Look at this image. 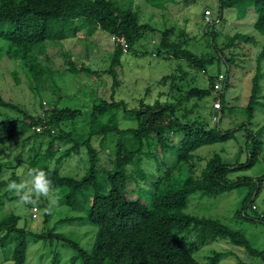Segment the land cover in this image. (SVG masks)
<instances>
[{"label":"trees","instance_id":"trees-1","mask_svg":"<svg viewBox=\"0 0 264 264\" xmlns=\"http://www.w3.org/2000/svg\"><path fill=\"white\" fill-rule=\"evenodd\" d=\"M219 6L220 9L254 7V28L264 35V0H219ZM210 17L209 15L204 20L206 27L214 24V19L210 20ZM74 21H79L78 25H89L86 31L88 36L100 29L109 36L124 39L125 47L110 40L113 48L110 65L102 70L110 80V93L102 96L94 94L90 124L84 135H80L75 129L66 130L63 127L79 118L83 112L78 107L66 104L61 106L62 98H65L66 103L72 98L61 93V88L58 93L57 90L52 91L53 103L49 104L46 100L40 102L41 110L36 116L19 103L5 100L0 94V106L17 112V116L12 118L0 116V144L5 145L31 129L32 133L26 140L31 137L35 140L44 138L46 146L42 151L38 145L29 168H42L48 173L56 193L61 191V203L70 211H79L82 203L86 202L89 208L85 216L66 217L65 220L85 218L96 227V231L89 249L80 247L53 229L32 233V240L57 238L72 247L76 255L71 258L70 264L76 259H80L81 264H201L194 256L196 247L228 239L231 244L243 248L249 255L259 257L261 264H264V250L253 248L239 231L231 229L218 219L184 212L187 198L196 191L203 195L216 196L250 182L254 185L247 195L248 202L264 183V169L255 177H229L234 169L252 167L263 150L264 123L254 131L248 127L255 106L259 103L260 75L257 72L252 77L251 93L243 110L245 122H239L236 129H221L220 123L209 125L205 115L197 110L201 107L200 101L204 103L207 97H212L213 100V85L219 74H223L226 79L227 71L208 75L207 84L203 86L194 84L195 75L192 74L196 70L205 72L215 59L223 60L228 65L231 59L221 54L222 51L231 46L234 40L249 42V36L242 31H236L230 36L228 30L222 36L217 31L214 35L216 37L219 34L224 39V46L218 48L214 45L215 55H198L186 49L184 41L171 39L173 26L164 27L159 31L160 37L152 55L184 60L190 68L186 70L179 62L172 72L156 81L157 98L145 101L144 97L149 98L151 94V87L148 86L138 99L136 107H129L126 101L115 96L120 83L115 67L120 64L123 53L129 52L146 33L156 32L157 29L149 23L140 22L136 11L130 7H120L117 0H0V38L6 41L5 46L0 47V60L5 57L13 65L16 63L14 68L19 66L24 71L30 88L47 83L46 74L49 70L46 68L49 67H45L39 57L43 55L49 59L46 54L48 41H62L76 32L75 27L71 34L65 31L67 24ZM210 35L212 37L213 31ZM212 42L215 44L213 39ZM51 45L54 46L53 43ZM85 50L87 52L86 47ZM61 54L67 70L71 73L98 74V71L87 65L77 66L71 55ZM263 58L264 45L257 55V63ZM13 70L14 79L19 81L18 71ZM219 98L221 109L214 110L213 114L219 115L220 120V115H223L227 106L223 94L220 93ZM191 99H194V103L186 108L184 104ZM119 111L134 124L120 127L117 121ZM35 126H41L42 129L35 131ZM239 129L245 131L244 162L239 161L242 153L240 147L236 161L226 162L220 154L214 153L204 161L200 172L195 171L198 158L195 150L203 145L227 141ZM108 135L114 137L111 150L107 154L113 156L112 166L103 168L99 161L103 142ZM176 135L180 139L174 142ZM97 137L100 138L98 148L92 143ZM65 143L72 145L61 152L55 162L68 158L81 146L86 148L88 168L79 178L63 175L56 167L48 166V162L56 155L58 146ZM142 156H152L157 166L164 168L163 173L151 181L152 187L145 189L147 194L144 199L141 195L136 196L128 191V183L135 181V176L127 170L133 164L137 166V175L144 177L138 171ZM99 167L104 171L103 182L99 180ZM2 172L3 164L0 162V190L6 185ZM16 180V177L10 178V181ZM1 196L0 194V198ZM12 199L16 197L13 196ZM47 206L48 201L44 199L36 206L43 208L44 222H48L51 216L45 212ZM252 206L253 204L251 208L255 210L256 206ZM235 214L239 215V211ZM243 214L245 215L244 212ZM18 219L19 216L13 212L0 218V248L3 250L11 244L13 264L24 263L28 246L27 232L17 226ZM254 219L264 223V212L258 213ZM192 234L196 241L190 245L187 239ZM227 254L228 251H214L206 257V264H217Z\"/></svg>","mask_w":264,"mask_h":264},{"label":"rangeland","instance_id":"rangeland-1","mask_svg":"<svg viewBox=\"0 0 264 264\" xmlns=\"http://www.w3.org/2000/svg\"><path fill=\"white\" fill-rule=\"evenodd\" d=\"M117 2L122 8L130 7L133 11H136L140 22L149 23L157 29L156 32L146 33L129 52L121 55L120 64L115 67L117 78L120 82L115 94L117 98L126 101L129 107H136L138 99L145 91V88L150 86L151 94L149 98L144 97V99L145 101L150 99L153 101L158 96L156 81L159 78L172 72L179 62L186 70L190 68L184 60H178L174 57L165 59L162 55H152V51L155 52V45L160 37L159 31L164 27L173 26L174 30L171 39L184 41L186 44L184 47L198 55H215L213 46L215 45L218 48L224 46V39L219 37V34L216 37L214 35L217 31L222 36L227 33L232 36L236 31H242L249 36V42L234 40L233 44L221 53L231 59L228 65L223 60L215 59L212 64L207 66L205 72L200 70L192 72L195 75L194 84L203 86L207 84L208 75H216L217 72L224 73L227 71L224 88L218 92L214 90L212 92L213 98H219V94H223L227 108L224 109L223 115H220V120L218 115L215 121L213 111L216 109H211L213 100L212 97H207L204 103L202 101L199 102L201 107L197 112L203 116L205 115L209 125L217 122L220 123L221 129H236L239 122H245L243 110L251 93L252 77L258 72L260 75L259 103L255 106L251 124L248 123V127H251L254 131L264 123V58L260 60L259 64L257 63V55L264 45V35L254 28L256 20L254 7L249 6L245 9V7L240 6L220 9L219 0H117ZM207 8L211 9V17L209 19H214V24L211 27H206L207 23L204 21L208 19H205L203 15L204 10ZM78 24L79 21L67 24L66 33L71 34L74 27L76 30L75 33L73 32L74 34L67 36L68 38L58 42L48 41L46 54L49 59L40 55L39 58L44 63V66L49 67L46 68V70H49L46 74L47 83L30 88L24 71L18 65V67L14 68L16 63L13 65L7 58L2 57L0 60V94L5 100L19 103L32 115L36 116L41 110L40 102L46 100L49 104L53 103L51 99L52 91L57 90L58 93L60 91L59 88H61V93L72 96L67 103L65 98L60 97L62 98L61 106L66 104L70 107H78L83 112L79 118L63 127L66 130L75 129L80 135H84L90 124L91 101L94 98V94L102 96L110 93V80L102 70L110 65L113 48L106 32L97 29L92 35L88 36L86 31L89 25ZM226 30L229 32L225 33ZM212 31L213 35L211 37L210 32ZM212 39L215 44H213ZM5 44L6 41L0 38V47H4ZM61 53L71 55L77 66L79 64L87 65L90 69L98 71V74L71 73L67 70V65ZM13 69L18 71L19 81L14 79ZM193 103L194 99H191L184 106L189 108ZM218 109L220 110V108ZM218 114L220 113L218 112ZM0 116L1 118H12L17 116V112L0 106ZM117 121L120 127L134 124L131 119L126 118L122 111L118 112ZM32 130L21 133L5 145L0 144V162L3 164L2 179L6 180V185L0 190L2 195L0 198V218L10 212L19 216L17 226L26 230L28 239L26 258L23 264H53L54 262L55 264H70L71 258L76 255V251L72 247L63 244L57 238L33 241L31 235L35 232L40 233L53 229L55 232L62 233L80 247L89 249L96 227L85 218L71 221L65 220L66 217L85 216V212L89 208L88 204L82 201L83 205L79 211H70L66 205L61 203L60 191L57 193L59 200L55 210L48 222H44L43 208L38 207L37 213L33 216L32 209L34 207H31V205L18 207L17 198L12 199L14 195L6 190L12 176L17 178V182L25 178L29 163L34 158L38 145H40L38 148L42 151L46 146L44 138L35 140L31 137L26 140ZM34 130L36 131V129ZM244 134V129H239L227 141L203 145L195 150L196 157H198L195 171L200 172L204 161L214 153L220 154L226 162L236 161L240 147L242 148V153L239 156V161L244 162L246 159ZM179 139L180 136L176 135L174 142ZM262 140L263 150L258 155L256 163L249 168L232 170L229 174L230 178H235L236 176L255 177L262 172L264 169V135ZM112 141H114V137L108 135L103 142V150L99 161L103 168L112 166L113 156L107 155L111 150ZM99 142V137L92 140L94 147L97 148ZM71 145V143L59 145L56 155L48 162V166L50 168L56 167L63 175L79 178L85 174L88 168L85 147L81 146L78 150L73 151L68 158L55 162L59 154ZM163 169V167L157 166L152 156H142L138 171H141L144 177L137 175V166L129 165L127 170L135 176V181L128 183V191L136 196L141 195L142 199H144L147 194L145 189L152 187L151 181L156 180L163 173ZM103 175L104 171L99 167L98 176L101 182L104 180ZM253 185L250 182L242 184L216 196H207L196 191L187 198L184 212L198 217L218 219L231 229L245 235L253 248L264 250V223L259 219H254L258 213L264 212V183L256 194H252V200L247 202V195ZM54 190L56 191V189ZM256 191L257 189L254 190V193ZM246 202L247 204L242 210ZM251 204L256 206L255 210L251 208ZM238 211L239 215H236L235 213ZM195 241L194 234L187 239L190 245ZM214 251H228V254L226 256L223 255L217 264L262 263L259 257L249 255L243 248L231 244L228 239L212 241L196 247L194 256L201 264H206V257ZM0 264H13L11 244L7 245L3 250L0 248ZM73 264H81V260L76 259Z\"/></svg>","mask_w":264,"mask_h":264},{"label":"clouds","instance_id":"clouds-1","mask_svg":"<svg viewBox=\"0 0 264 264\" xmlns=\"http://www.w3.org/2000/svg\"><path fill=\"white\" fill-rule=\"evenodd\" d=\"M111 37L112 36H109L110 40ZM213 118L215 121L217 120L216 116ZM6 190L11 192L17 198L18 207L28 205L36 207L40 204L42 199L47 200L48 206L45 208L47 214L53 213L59 200V196L52 186L48 173L44 169L38 167L29 168L26 172L25 178H22L19 182L10 181L7 184Z\"/></svg>","mask_w":264,"mask_h":264},{"label":"built area","instance_id":"built-area-1","mask_svg":"<svg viewBox=\"0 0 264 264\" xmlns=\"http://www.w3.org/2000/svg\"><path fill=\"white\" fill-rule=\"evenodd\" d=\"M210 13H211V10H210V9H205V10H204L205 18H208V16L210 15ZM111 41H113V42H115V43H119V44H120L121 46H123V47L126 46L125 41H124L123 38H116V37L112 36V37H111ZM224 80H225V76H224L223 74H219L218 77H217V79H216V82H215L214 85H213V90H214L215 92H218L219 90H222V89H223V84H224L223 82H224ZM220 92H221V91H220ZM212 106H213V108H215V109L221 108V101H220V99L217 98V97L214 98V99H213V104H212ZM34 129H36V131H40V130L42 129V127H41V126H35ZM252 207L255 208L254 205H253ZM32 211H33V216H35V214L37 213V212H36V211H37V208L34 207V208L32 209Z\"/></svg>","mask_w":264,"mask_h":264}]
</instances>
